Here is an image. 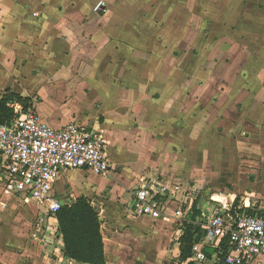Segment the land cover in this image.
I'll return each instance as SVG.
<instances>
[{"label":"crops","instance_id":"crops-1","mask_svg":"<svg viewBox=\"0 0 264 264\" xmlns=\"http://www.w3.org/2000/svg\"><path fill=\"white\" fill-rule=\"evenodd\" d=\"M104 2L105 9L94 12L92 0H0V63L13 61L14 68L11 75L0 76V93L12 86L30 96L34 112L54 127L71 121L94 127L108 142L113 168L131 156V116L142 108L180 111L182 125L191 124L179 137L188 153L199 154L201 141L219 136L264 147V83H259L264 70L258 71L264 60V0H176L158 9L131 0ZM137 12H143L142 17ZM174 33L176 40L168 41ZM151 41L160 42L161 50L146 63L156 69L144 73L138 66L151 57L141 50L131 54V42L146 48ZM189 46L192 49L183 51ZM45 56L51 59L49 67L43 64ZM157 91L165 99L158 104ZM144 109L139 110L141 118ZM112 131L127 141L109 135ZM217 131L221 134L216 138ZM136 146L149 156L150 145ZM141 164H131V175L122 180L124 189L131 183L132 191L143 180L133 174ZM63 178L57 186L62 194ZM148 178L160 180L159 175ZM100 217L106 264H146L125 245L126 233L121 237L115 229L116 218L104 209ZM53 222L58 227V221ZM172 234L169 230L171 239L164 249ZM58 241L53 249L58 252L56 264H61L62 235Z\"/></svg>","mask_w":264,"mask_h":264},{"label":"rangeland","instance_id":"rangeland-1","mask_svg":"<svg viewBox=\"0 0 264 264\" xmlns=\"http://www.w3.org/2000/svg\"><path fill=\"white\" fill-rule=\"evenodd\" d=\"M98 1L100 0H92L93 11ZM131 3L151 4L158 9L163 3H176V0H131ZM137 14L142 17L143 12H137ZM142 25L143 21L140 22V31L145 29ZM171 30L175 32V27ZM146 31L148 32L149 29ZM171 39L176 40L175 33L168 38V41ZM160 44L158 41H151L144 48V44L131 42V54L136 53V50H141L149 53L151 57L150 60L141 61L138 70L145 73L147 69H152V71L156 69V66L148 67L146 63L151 62L154 55L160 52ZM172 46L176 45L172 43ZM190 49H192L191 46L183 51ZM44 59L43 64L49 67L50 57L45 56ZM12 65L13 61L11 65L0 63V76L11 75L14 69ZM135 68L137 69L136 65ZM261 70H264V60H260L258 64V71ZM35 71L38 72V70ZM131 71H135L133 67ZM153 79H159V76H153ZM259 83H264V76L260 78ZM155 84L156 82L152 85ZM152 91H156V86H152ZM155 94L157 104L165 100H161L158 91ZM162 96L167 95L162 93ZM142 109H138L134 117L131 116V156L126 155L125 158L127 161L130 159L132 166L137 162H142L140 171L133 173L136 174L135 178L141 176V179H144L146 176L148 178V175L154 177L159 175L160 181L170 183L171 187L182 186L180 193L177 191L174 195H170L171 206L173 205V208L180 205L184 211H188L186 220H195L199 225L206 223V214L219 205L232 208L233 212L237 211L239 206H244L245 209L251 211L258 208L261 213L264 212L260 208L261 205L264 206L263 146L258 147L250 140H223L219 136L221 132L217 131L214 134L217 135H215L216 138L219 136L218 139L209 138V140L201 141L199 154L188 153L187 150L181 148L179 137L182 136L183 129L190 127L191 124L187 122L182 125L180 121L183 119L180 111L176 113L175 108L151 107L144 109L146 116L141 118ZM149 113L151 116H147ZM202 130L204 132V129ZM109 135L114 137L118 135L120 139H123L117 132L112 131ZM105 143L107 145L108 142ZM138 144L150 145L151 150L148 157L144 155L143 150L137 148ZM125 161L115 168L112 167L107 177H99L80 170L68 172L62 182L65 190L63 194L71 199L82 195L87 196L100 210V213L104 209L105 213L113 215L116 218L115 229L120 230L121 237H124L126 233L125 245L146 264H213L212 261L189 263L188 260L187 263H182L178 256H175L177 254L175 245L179 246L177 242H180L186 220L175 223L172 218L164 217L152 221L146 217H135L132 214L130 211L131 183L127 185V189H124L122 185V180L131 175L129 171L131 164ZM58 185H61V182H58ZM60 188L62 189L61 186ZM1 189L0 187V264H56L58 252L53 248L59 243L54 242L43 246L39 242V232L36 227L39 213L37 205L32 202L23 203L15 199H6ZM195 194H197L196 198H194ZM191 199H194V203L189 210ZM197 211L200 214H197ZM109 229L107 224L105 232ZM169 230L174 231L173 239L164 249L167 238H170ZM58 261H60L59 258ZM252 264L263 263L256 261Z\"/></svg>","mask_w":264,"mask_h":264},{"label":"built area","instance_id":"built-area-1","mask_svg":"<svg viewBox=\"0 0 264 264\" xmlns=\"http://www.w3.org/2000/svg\"><path fill=\"white\" fill-rule=\"evenodd\" d=\"M103 0L97 2L95 12L105 9ZM3 49L0 47V56ZM14 117L0 123V187L6 199L23 203H35L38 207L36 227L40 245L59 243L61 233L54 224L56 213L73 199L58 191V182L75 170L99 177L111 173L112 161L106 141L94 127L71 121L57 128L37 115L32 109L13 102ZM180 185L145 178L132 188L130 211L135 217H146L157 221L164 217L178 221L186 220L188 211L180 205L172 208V198ZM192 208L193 201L189 202ZM203 238L193 245L190 262L213 264H264V215L250 214L244 206L233 212L232 208L216 206L206 214L202 223ZM229 240V250L212 256L207 248L219 249L222 242ZM58 246V245H57ZM57 246H54L57 247ZM61 264H82L64 255ZM63 262V263H62Z\"/></svg>","mask_w":264,"mask_h":264},{"label":"trees","instance_id":"trees-1","mask_svg":"<svg viewBox=\"0 0 264 264\" xmlns=\"http://www.w3.org/2000/svg\"><path fill=\"white\" fill-rule=\"evenodd\" d=\"M18 102L24 110H34L33 100L15 92L11 87L0 93V123H6L14 117L11 103ZM250 214H261L258 208L248 210ZM197 214H200L197 211ZM59 231L64 242V256L83 264H106L105 243L102 233L100 210L87 196H78L70 205L62 206L56 213ZM185 229L180 237L181 261L192 256L193 245L204 236V231L195 220H186ZM229 240L225 239L219 249L207 248L206 253L212 256L214 251L222 250L224 256L229 250ZM189 263H191L189 261Z\"/></svg>","mask_w":264,"mask_h":264}]
</instances>
